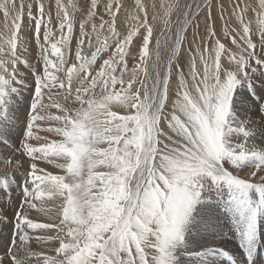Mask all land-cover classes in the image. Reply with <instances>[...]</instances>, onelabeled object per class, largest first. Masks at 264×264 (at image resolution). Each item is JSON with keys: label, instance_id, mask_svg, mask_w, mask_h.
Segmentation results:
<instances>
[{"label": "snow or ice", "instance_id": "snow-or-ice-1", "mask_svg": "<svg viewBox=\"0 0 264 264\" xmlns=\"http://www.w3.org/2000/svg\"><path fill=\"white\" fill-rule=\"evenodd\" d=\"M161 7L0 0V191L20 190L0 264H258L264 0ZM30 230L54 232L35 240L55 255Z\"/></svg>", "mask_w": 264, "mask_h": 264}, {"label": "rangeland", "instance_id": "rangeland-1", "mask_svg": "<svg viewBox=\"0 0 264 264\" xmlns=\"http://www.w3.org/2000/svg\"><path fill=\"white\" fill-rule=\"evenodd\" d=\"M148 1V2H147ZM142 0V3H144L147 7H148V10L150 9V14L153 13V11L155 10V12H159V13H162L164 11V9L161 7L163 5V3H165L166 0ZM155 1V2H154ZM21 2V0H18V4ZM22 2L27 5L29 3H34V0H22ZM45 4L47 5L49 0H44ZM63 3L65 4H68L70 5L72 3V0H62ZM101 2H103V0H101ZM120 2L122 4H125L127 3V6L129 7V10H134V4H135V0H120ZM151 2V3H150ZM154 2V3H153ZM162 2V3H161ZM218 2H223L226 4V6H228V3L231 2V5L233 3V0H218ZM240 3L241 4H247L249 6V8H256L257 10L259 9V0H240ZM152 4V5H151ZM153 4L156 6L155 9H153ZM157 4V5H156ZM157 6H159L160 8L157 9ZM157 10V11H156ZM159 10V11H158ZM215 11V13H214ZM55 12V0H53V13ZM219 12V9L218 8H214L213 9V14L214 16H216ZM27 13V8L25 7V15ZM226 17L229 16V13L226 12ZM247 18H251L253 19V21H255V13H249L246 15V19ZM234 19V18H232ZM230 22V21H229ZM5 21H4V17L2 15V13H0V29L3 28V25H4ZM223 21H219L217 20V25L218 27L223 28ZM234 26V25H233ZM78 30V31H77ZM79 33V29L77 27L76 29V35L78 36ZM221 35H222V31H221ZM154 39H155V34H154ZM254 40H256V42L258 43V39L254 37ZM229 45H230V41H229ZM231 46V45H230ZM85 51L87 52L88 50L85 49ZM74 52H75V42L73 43V56L72 58L74 59ZM35 53V54H34ZM36 56L38 57L39 56V48H38V45H34L33 46V50L29 53V59H31L32 56ZM33 63L35 61H32ZM115 110V109H114ZM21 114H19V116H24L25 118V114L23 115V110L20 111ZM24 120V119H23ZM48 125L45 123V124H42L41 125V128H44V127H47ZM42 133V134H40ZM40 134V136H44V137H47L48 141L50 142L52 139H56L58 137L55 138V134L54 133H47V132H44V131H39L38 132V135ZM35 143V141H33ZM37 145H39L40 143H43V141H36ZM0 151H4V148L2 146H0ZM38 166L43 168V169H46L47 171H52L53 173H60L61 170L56 168L54 164H49L46 160L44 159H41L38 161ZM28 167V162L26 161L25 163V169ZM0 168H2V165L0 166ZM25 169H20L18 172H17V179H22L23 178V175H24V170ZM20 173V174H19ZM21 175V177H19ZM17 189V190H16ZM15 191H0V195L2 193L3 197H6L8 196L7 198H2L0 197V218L1 217H7V221H5L6 223L4 224H0V251L3 250V247L5 245H7L9 243V241L13 238H16V229L13 228L14 227V223H16V220L14 219V212L18 210V207L16 205L19 204V197H20V190L18 191L19 188H16ZM5 192H8V193H5ZM19 192V193H17ZM16 193V194H14ZM7 194V195H5ZM11 196H10V195ZM1 195V196H2ZM9 196L11 197V199L7 200L9 198ZM2 198V199H1ZM9 202V203H8ZM8 204V205H7ZM14 205L12 207V205ZM11 205V206H10ZM37 207L39 208V202H37ZM29 207L27 205H25L23 211L25 212L26 215L29 216V218L31 219H34V220H37V222H40V223H51L54 221L55 217H54V214L53 213H45L43 211H39L37 209H28ZM3 209V210H2ZM17 209V210H16ZM13 210V211H11ZM10 215V217H9ZM10 219H9V218ZM13 219V220H11ZM10 220V222H9ZM11 221L13 223H11ZM10 224V225H8ZM12 228V229H11ZM15 230V231H14ZM31 232L29 233L31 236H33L34 238V244L38 243L37 246L36 244L33 245L34 246V250L37 251V252H44L46 253L47 255H55L54 253V248L56 246H58L55 242H42V241H36L35 240V237H37L38 235L41 236V235H49V234H55L54 232H49L47 230H30ZM38 231V232H37ZM6 232V233H5ZM4 233V234H3ZM33 233V235L31 234ZM228 240L231 241L230 244H228L229 246L230 245H233L234 246V243L235 241L232 239L231 236L228 237ZM51 244V245H50ZM47 245V246H46ZM56 245V246H55ZM54 246V247H53ZM228 246V247H229ZM36 247V248H35ZM53 247V248H52ZM47 251H50V252H47ZM219 259H225L224 257H220ZM36 263V261H34V264ZM41 264H42V258H41Z\"/></svg>", "mask_w": 264, "mask_h": 264}, {"label": "bare ground", "instance_id": "bare-ground-1", "mask_svg": "<svg viewBox=\"0 0 264 264\" xmlns=\"http://www.w3.org/2000/svg\"><path fill=\"white\" fill-rule=\"evenodd\" d=\"M152 1H153V0H152ZM152 1H151V2H152ZM163 1H164V0H163ZM147 2H148V1H147ZM151 2H150V3H151ZM154 2H155V1H154ZM154 2H153V3H154ZM159 2H160V0H159ZM165 2H166V1H165ZM161 3H162V2H161ZM163 4H164V3H163ZM151 5H152V4H151ZM153 5H154V4H153ZM156 5H157V4H156ZM230 6H231V2L228 3V7H229V9H230ZM159 8H160V7L157 6V9H159ZM154 11H155V10H154ZM156 11H157V10H156ZM158 11H159V10H158ZM149 12H150V9H149ZM159 12H160V11H159ZM214 13H215V11H214ZM77 31H78V30H77ZM77 34H78V33H77ZM34 54H35V53H34ZM19 114H21V112L18 113V115H19ZM24 114H25V112H23V115H24ZM19 117H20V120L23 121L24 116H19ZM40 134H42V133H40ZM40 134H39V135H40ZM55 138H56V136H55ZM38 142H39V141H38ZM40 142H41V141H40ZM35 143H37V142L35 141ZM2 147H3V146H2ZM17 154H18V153H17ZM0 166H1V165H0ZM19 174H20V173H19ZM19 177H21V175H20ZM16 190H17V189H16ZM18 191H19V189H18ZM15 192H16V191H15ZM5 193H8V192H5ZM17 193H19V192H17ZM14 194H16V193H14ZM1 195H2V193H1ZM1 195H0V197H2V198H7V197H8V196L3 197V195H2V196H1ZM5 195H7V194H5ZM9 195H10V194H9ZM10 196H11V195H10ZM10 196H9V197H10ZM2 198H1V199H2ZM7 200H9V198H8ZM0 202H1V201H0ZM8 203H9V202H8ZM7 205H8V204H7ZM11 205H12V204H11ZM11 205H10V206H11ZM0 206H1V205H0ZM13 206H14V205H12V207H13ZM16 206H17V205H16ZM28 209H29V208H28ZM30 209H31V208H30ZM2 210H3V209H2ZM16 210H17V209H16ZM11 211H13V210H11ZM9 217H10V215H9ZM9 217H8V218H9ZM1 218H2V217H1ZM9 219H10V218H9ZM11 220H13V219H11ZM6 221H7V220H6ZM36 221H37V220H36ZM9 222H10V220H9ZM5 223H6V222H5ZM11 223H13V222H11ZM8 225H10V224H8ZM10 226H11V225H10ZM12 226H13V225H12ZM12 226H11V227H12ZM13 228H15V227H13ZM11 229H12V228H11ZM14 231H15V230H14ZM38 231H40V230H38ZM38 231H37V232H38ZM42 231H43V230H42ZM30 232H31V231H30ZM5 233H6V232H5ZM3 234H4V233H3ZM31 234L33 235V233H31ZM38 236H39V235H38ZM36 241H37V240H36ZM37 242H38V241H37ZM52 243H53V242H52ZM35 244H36V243H35ZM35 244H34V245H35ZM37 244H38V243H37ZM37 244H36V246H37ZM229 244H230V243H229ZM50 245H51V244H50ZM46 246H47V245H46ZM55 246H56V245H55ZM228 246H229V245H228ZM53 247H54V246H53ZM53 247H52V248H53ZM231 247H233V245H230V246H229V248H231ZM35 248H36V247H35ZM47 252H50V251H47ZM33 264H34V262H33ZM35 264H36V263H35Z\"/></svg>", "mask_w": 264, "mask_h": 264}]
</instances>
